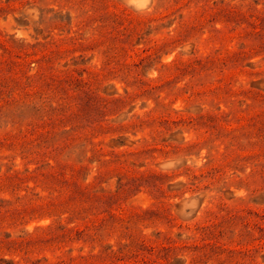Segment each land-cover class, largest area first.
<instances>
[{
  "label": "rangeland",
  "instance_id": "obj_1",
  "mask_svg": "<svg viewBox=\"0 0 264 264\" xmlns=\"http://www.w3.org/2000/svg\"><path fill=\"white\" fill-rule=\"evenodd\" d=\"M0 264H264V0H0Z\"/></svg>",
  "mask_w": 264,
  "mask_h": 264
}]
</instances>
